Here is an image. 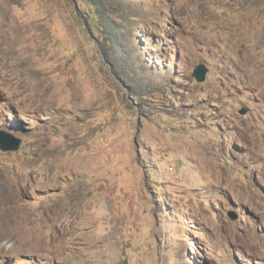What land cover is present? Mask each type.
I'll return each instance as SVG.
<instances>
[{"label":"rangeland","instance_id":"rangeland-1","mask_svg":"<svg viewBox=\"0 0 264 264\" xmlns=\"http://www.w3.org/2000/svg\"><path fill=\"white\" fill-rule=\"evenodd\" d=\"M0 133V264H264V0H0Z\"/></svg>","mask_w":264,"mask_h":264},{"label":"water","instance_id":"water-1","mask_svg":"<svg viewBox=\"0 0 264 264\" xmlns=\"http://www.w3.org/2000/svg\"><path fill=\"white\" fill-rule=\"evenodd\" d=\"M206 68L204 65L199 64L195 71L193 72V75L195 76L197 81H203L205 78ZM0 140H3L0 133ZM20 145V140H15L14 142H10L9 144H3L0 146L2 150H17Z\"/></svg>","mask_w":264,"mask_h":264},{"label":"trees","instance_id":"trees-1","mask_svg":"<svg viewBox=\"0 0 264 264\" xmlns=\"http://www.w3.org/2000/svg\"><path fill=\"white\" fill-rule=\"evenodd\" d=\"M94 19V18H93Z\"/></svg>","mask_w":264,"mask_h":264}]
</instances>
